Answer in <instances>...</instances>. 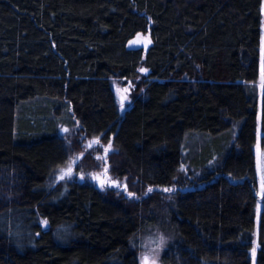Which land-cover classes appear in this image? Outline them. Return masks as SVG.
I'll use <instances>...</instances> for the list:
<instances>
[{"label": "trees", "instance_id": "trees-1", "mask_svg": "<svg viewBox=\"0 0 264 264\" xmlns=\"http://www.w3.org/2000/svg\"><path fill=\"white\" fill-rule=\"evenodd\" d=\"M261 78L264 0H0V264H140L151 227L162 264H264ZM106 146L133 197L48 185Z\"/></svg>", "mask_w": 264, "mask_h": 264}, {"label": "rangeland", "instance_id": "rangeland-1", "mask_svg": "<svg viewBox=\"0 0 264 264\" xmlns=\"http://www.w3.org/2000/svg\"><path fill=\"white\" fill-rule=\"evenodd\" d=\"M144 75H145V70L141 69L139 77L134 80H126V79L113 80V89L117 97L118 103L122 107L121 109L123 112H125L132 104L133 98L137 93V89L142 85V77ZM260 91L262 98L264 92L263 78H261V82H260ZM261 108H262V101L260 99V115H261ZM258 134H259V139L256 147V155H257L256 162H257V174L259 178V195H260V203L258 204V213H259L263 208V203L261 200L264 197L261 195L262 182H264V151L261 149L260 146V139L262 136L261 126L259 127ZM68 135H69V131L66 132L65 136H67L68 138ZM86 143H87L86 147L88 145L91 146L90 144L91 141L90 142L88 141ZM94 145H92L90 148H93ZM258 146H259V150H258ZM111 151L112 149L111 148L109 149V147L106 146L104 152L99 156L89 153H85V154L73 153L69 159V164L61 168L62 170L71 167L70 169L72 170V174L68 175L65 178L64 183H68L72 180L89 182L103 193H108L111 190H115L119 193L127 195L128 197H133V194H131L129 190L130 185L128 179L127 178L117 179L110 172L111 166L109 161V154ZM200 174L201 172L196 171L191 176V174L187 170L185 169L182 170L181 183H184L185 186H181V188L183 190L184 188H187L188 185L191 183V181H196L199 178ZM99 179H102L105 182V183L103 182L102 186H99V183L101 181ZM51 180L52 178L50 177V179L48 180L49 186H52ZM177 188H180V186L176 185L164 189L150 188L147 190V193L150 194L153 193L155 190H159L169 195L170 198L171 192L176 191ZM3 197L5 196L3 195ZM136 237H137L136 247L138 248V257L140 264H144L145 261H149V264H162L161 262L162 255L166 251L169 243L172 241L171 236L157 227L156 228L151 227L138 233Z\"/></svg>", "mask_w": 264, "mask_h": 264}, {"label": "water", "instance_id": "water-1", "mask_svg": "<svg viewBox=\"0 0 264 264\" xmlns=\"http://www.w3.org/2000/svg\"><path fill=\"white\" fill-rule=\"evenodd\" d=\"M134 44H136V46L138 48H141L143 47V45L141 43H139L138 41H134ZM149 72L146 71L145 72V75H147ZM99 137H96L94 139L91 140V146L96 144L98 141H99ZM90 145L88 147H91ZM72 174V170L70 168H66V169H60L58 171H55L53 174H52V186H57L58 184H60L68 175H71ZM63 177V178H62ZM101 180L100 183H99V186H102L104 180L102 179H99ZM144 264H149V261H145Z\"/></svg>", "mask_w": 264, "mask_h": 264}, {"label": "snow or ice", "instance_id": "snow-or-ice-1", "mask_svg": "<svg viewBox=\"0 0 264 264\" xmlns=\"http://www.w3.org/2000/svg\"><path fill=\"white\" fill-rule=\"evenodd\" d=\"M258 150H259V146H258ZM63 178V177H62ZM261 195L264 196V182H262V191H261ZM253 255H255V250H253Z\"/></svg>", "mask_w": 264, "mask_h": 264}, {"label": "bare ground", "instance_id": "bare-ground-1", "mask_svg": "<svg viewBox=\"0 0 264 264\" xmlns=\"http://www.w3.org/2000/svg\"><path fill=\"white\" fill-rule=\"evenodd\" d=\"M69 140V139H68ZM71 154V153H70ZM77 156V155H76ZM71 157V156H70ZM73 157V156H72ZM79 157V156H78ZM69 158V157H68ZM107 173H109V172H107ZM52 178V177H51ZM97 181V180H96ZM63 182H65V181H63ZM51 183V182H50ZM105 183V182H104ZM67 184V183H66ZM54 187V186H53ZM56 187V186H55Z\"/></svg>", "mask_w": 264, "mask_h": 264}, {"label": "flooded vegetation", "instance_id": "flooded-vegetation-1", "mask_svg": "<svg viewBox=\"0 0 264 264\" xmlns=\"http://www.w3.org/2000/svg\"><path fill=\"white\" fill-rule=\"evenodd\" d=\"M91 144V143H90ZM89 146V145H88ZM69 168H71V167H69Z\"/></svg>", "mask_w": 264, "mask_h": 264}]
</instances>
